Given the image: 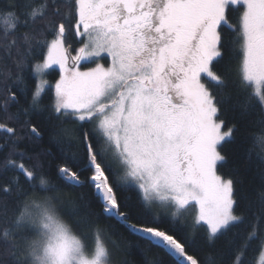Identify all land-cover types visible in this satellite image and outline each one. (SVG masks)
<instances>
[{
	"label": "snow or ice",
	"instance_id": "obj_1",
	"mask_svg": "<svg viewBox=\"0 0 264 264\" xmlns=\"http://www.w3.org/2000/svg\"><path fill=\"white\" fill-rule=\"evenodd\" d=\"M49 70H58L54 82ZM26 73L35 79L30 99ZM229 89L243 93L240 119L256 116L264 153V0L0 3V169L13 173L0 185V264H112V249L130 242L106 237L99 215L159 249L157 264H221L214 251L202 260L189 249L201 233L214 248L245 225L222 264H244L251 240L264 264V168L255 199L236 168L221 171L223 146L239 130L223 118ZM36 114L64 157L57 179L90 189L88 199L62 198L64 187L43 171L50 149L31 166L17 162L28 155L21 142L43 139ZM132 191L136 202L122 203L119 193Z\"/></svg>",
	"mask_w": 264,
	"mask_h": 264
},
{
	"label": "trees",
	"instance_id": "obj_2",
	"mask_svg": "<svg viewBox=\"0 0 264 264\" xmlns=\"http://www.w3.org/2000/svg\"><path fill=\"white\" fill-rule=\"evenodd\" d=\"M4 0H0V3H3ZM39 2V0H37ZM73 37L70 34L68 37L69 41H72ZM78 45H73L77 47ZM47 78L54 82L58 78V70H49ZM25 79L29 87V99L31 95V89L35 85V79L30 75V73L25 74ZM225 102L222 105L224 108V119L227 122V126H231L234 122L238 123L239 130L235 133V138L233 141L225 143L222 151L226 154L228 158V165L225 168H222L221 171L228 172L231 168H236L237 175L243 178V189L247 194L248 198L255 199L257 194V189L260 187V177L259 169L264 168V162L260 160V155L264 153L260 152L259 146L256 144L255 136L260 132V126L254 121L256 116L253 115L245 120L240 119V108L238 107L239 100L242 99L243 93H240L239 96L237 92L233 89H229L225 94ZM50 93L42 94L43 103L47 104L49 102ZM22 103H26L21 97ZM11 111H16V106L11 107ZM32 124L36 126L43 134V139L37 145H32L28 142H21L18 145V152L24 151L26 155L23 160H20L17 157V162L24 163L27 166H31L35 161V154L42 151V149H50L52 151L51 156H41L43 163V171L47 173L54 183L60 184L62 187L63 181L57 179V165L64 159V157L59 153L57 149L51 147L48 143V126L44 119L43 114H36L31 117ZM4 143L3 139L0 138V144ZM250 158H249V151ZM7 149L0 151V163H2L4 155L6 154ZM31 157V158H30ZM72 161L69 156V166H71ZM13 173L11 171L4 172L3 169H0V185L4 184ZM20 182L23 183L26 178L22 175L19 177ZM25 188H28L27 184H24ZM90 189L88 188H79V189H69L64 187V192L62 198L64 200L73 199L74 196L79 195L80 193L84 194V199H88L90 195ZM121 202H131L135 203L137 196L134 191L132 192H120ZM244 201H241V208H243ZM241 209H238L240 211ZM93 211L100 213L101 209L93 204ZM249 218L251 216L248 213ZM136 217L134 216L133 219ZM163 223L161 226H166L167 218L163 215L161 216ZM98 223L100 226L105 228V236L109 232L113 233L117 239L121 241L123 245L124 241H129L127 248H116L112 249V264H120L121 261L124 264H157V262L162 259V254L157 248H149L143 241H137L133 236H129L128 232L119 225H116L114 221L107 220L103 215L98 216ZM247 229L245 225H241L237 234L230 236L229 241L221 240L218 241L214 248H209V246L203 244L202 242V233L197 236V240L200 241L194 248H190L189 252H195L200 259H204L206 254L210 251L218 253V259L222 262L231 255L232 246L240 245L245 240V233ZM89 247L91 246V240L88 242ZM261 249L260 245L256 240H251L247 244L245 254L243 256L244 264H255L256 258L259 255ZM226 253L227 255H225Z\"/></svg>",
	"mask_w": 264,
	"mask_h": 264
},
{
	"label": "rangeland",
	"instance_id": "obj_3",
	"mask_svg": "<svg viewBox=\"0 0 264 264\" xmlns=\"http://www.w3.org/2000/svg\"><path fill=\"white\" fill-rule=\"evenodd\" d=\"M261 259L262 257H261V251H260L259 255L256 258L255 264H260Z\"/></svg>",
	"mask_w": 264,
	"mask_h": 264
},
{
	"label": "clouds",
	"instance_id": "obj_4",
	"mask_svg": "<svg viewBox=\"0 0 264 264\" xmlns=\"http://www.w3.org/2000/svg\"><path fill=\"white\" fill-rule=\"evenodd\" d=\"M42 254V253H41ZM29 264H39V261H35L33 262V260L31 258H29Z\"/></svg>",
	"mask_w": 264,
	"mask_h": 264
}]
</instances>
